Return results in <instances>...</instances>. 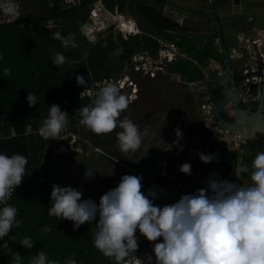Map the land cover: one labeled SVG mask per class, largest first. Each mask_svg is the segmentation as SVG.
Returning <instances> with one entry per match:
<instances>
[{
  "label": "trees",
  "instance_id": "trees-1",
  "mask_svg": "<svg viewBox=\"0 0 264 264\" xmlns=\"http://www.w3.org/2000/svg\"><path fill=\"white\" fill-rule=\"evenodd\" d=\"M95 1L78 0L77 3H67L65 0H42L46 6L41 13L21 11L19 19L0 24V154H20L28 161L21 184L14 188L7 201L18 209L16 219L22 221V224L19 228L13 226L8 236L0 240V244L8 242L7 248L0 246V264H12L15 252L23 257L22 264H29L31 257L40 250L46 252L50 259L59 260L61 264L73 255L77 264H115L113 259L105 257L93 244L95 221L90 224L85 222L74 230L72 221L49 214L50 193L54 184V149L50 146L61 139L45 140L36 133L41 121L48 116V106L56 104L60 107L62 104L68 112V124L66 131L61 133L62 138L69 133L78 134L79 108L91 104L95 95L87 94V91L94 89L96 93L99 90L96 83L100 82L102 85L105 79L119 76L127 67L131 74H135L132 57L145 51L157 57L161 48L158 38L174 42L179 52L185 54L182 59L178 58L166 66L169 74L179 75L185 82L204 80V66L211 59L222 62L225 66V55L216 43L218 35L214 28L213 33L198 36L203 40L206 38L205 43L193 40L189 33L191 27L180 24L166 14L165 4L168 0H156L155 3L148 0H102L106 10L111 12L132 9V13L138 17L140 32L125 36L121 32L114 34L111 31L91 42L81 27L87 23ZM228 2L229 0H216V8H224ZM50 20L53 24L49 26ZM208 20L212 21L211 16ZM125 27L132 31L133 24L127 22ZM56 31L64 36L75 34L78 47L65 50L60 41L52 38ZM229 36L231 39L228 42L232 43V35ZM228 42L224 33L227 48L230 45ZM49 48L62 53L66 62L58 67L53 64L49 58L53 53ZM5 67L10 69L11 75H4ZM77 75L83 76L87 81L85 86L77 84ZM29 91L38 98L37 104L31 107L26 100ZM210 91V100L215 102L221 98L220 88ZM29 123L33 133L26 135L25 126ZM176 126L172 124L169 129L168 142L173 143ZM66 139H70V136ZM262 139L264 138L249 146L248 150L251 152L248 155L243 152L221 155L219 164L225 170H231L230 167L235 166L231 171H235L239 165L246 166L247 170L239 175L250 181L251 163L258 153L264 152ZM47 149L51 152L48 155ZM112 152L121 159L129 155L120 149H113ZM140 154L142 155L140 149L135 151L131 155L136 157L131 156V160L140 162L143 160ZM136 165L141 169L139 163ZM138 173L134 170L129 175L142 177ZM152 175L155 182L142 178L143 193L149 189L159 192L169 185L176 187L181 178L178 175L171 181L156 170ZM165 201V204H171L177 199L172 200L169 196ZM135 235L139 244L137 254L149 248L151 242L138 229ZM24 237H30L34 241L31 249H26L19 243Z\"/></svg>",
  "mask_w": 264,
  "mask_h": 264
},
{
  "label": "clouds",
  "instance_id": "clouds-1",
  "mask_svg": "<svg viewBox=\"0 0 264 264\" xmlns=\"http://www.w3.org/2000/svg\"><path fill=\"white\" fill-rule=\"evenodd\" d=\"M0 12L12 20L21 17L13 0H0ZM52 38L60 41L65 50L78 47L73 33L64 36L56 31ZM49 51L53 53L49 58L57 67L66 62L62 53L52 48ZM3 73L11 75L6 67ZM75 79L78 85L87 83L83 76L77 75ZM97 87L99 90L92 103L79 108L80 123L97 135L112 133L119 127L122 129L117 133L120 151H137L141 144L137 125L128 117L119 119L129 106L128 98L115 83L98 84ZM26 100L31 107L37 104L38 98L29 91ZM48 107V116L41 121L36 133L45 140L64 139L61 133L66 131L68 112L56 104ZM174 131L182 138L178 127ZM32 133L29 123L25 126V134ZM177 147L183 150L185 146L177 141ZM198 157L204 163L217 158L215 154L204 153H198ZM27 163L23 155L0 154V240L8 236L13 226L19 228L22 224L16 219L18 209L7 201L14 188L21 184ZM179 170L190 175L191 165L183 163ZM95 171L88 166L84 178L91 179ZM250 179L252 183L244 186L221 180L213 174V178L206 181L208 189L200 188L193 194L181 195L175 203L163 207L153 204L156 191L149 189L147 195L141 191L142 177L137 175H123L115 188L100 196L98 203L82 199V192L76 188L53 184L48 211L58 219L72 221L74 230L85 222L95 221L93 244L115 264H130L132 258L137 264H264V152L258 153L252 161ZM137 229L150 242L162 238V242L153 244L154 256L146 255L142 260L135 254L139 247ZM19 243L26 249L34 246L30 237H24ZM0 246L7 248L8 242ZM146 249L141 252L147 254ZM22 260L23 257L15 252L12 264H22ZM29 264L61 262L50 259L40 250L31 257ZM63 264H77V261L73 255Z\"/></svg>",
  "mask_w": 264,
  "mask_h": 264
},
{
  "label": "rangeland",
  "instance_id": "rangeland-1",
  "mask_svg": "<svg viewBox=\"0 0 264 264\" xmlns=\"http://www.w3.org/2000/svg\"><path fill=\"white\" fill-rule=\"evenodd\" d=\"M41 1L42 0H13V2L18 5L20 11L29 14L41 13L43 11L46 5ZM148 1L154 3L157 2L156 0ZM165 6L166 11L168 9H177L184 17L183 24L191 27L194 33L198 36L213 33V23L208 20V17L211 16L209 11V0H168ZM93 8L95 9L92 10L90 15L91 17L89 16L90 18L88 19V22L81 27L82 32L91 42L97 41L99 38L98 33L106 35L107 33L114 31V34H117L118 32L126 35L129 34L131 30L125 27L127 22L130 25L133 24V31L138 30V17L134 15L135 13H132V9L128 8V11H118L115 15H111L110 12L106 10L102 0H96L93 4ZM218 12L221 17L222 25L225 29L224 32L227 42L231 39L229 35H232V47L236 48L238 44H241L239 30L244 27L247 16L254 13L264 14V0H229L228 5L224 8H219ZM3 15V12H0V17ZM52 22V20L48 21V25H52ZM189 33L191 32L189 31ZM144 60L146 59L144 58ZM144 60L139 59V62H144ZM217 69L220 70L219 64H215L213 62L210 63L205 68V79L185 84V89L184 87L180 88L183 86L181 83V77L179 75L169 74L166 70L159 71L157 76L152 78L148 76L144 70L137 71L134 69L135 74H131L127 67L119 76H114L112 80H109V82L117 84L119 79L130 77L133 78L138 85L136 99L129 101L127 110L121 113L119 119L128 117L134 123L138 121L135 123L136 125H138L139 121L144 124L142 125V132L143 135L148 136L149 139H146L143 143H141V147H143L142 149L146 152L143 155H152L153 148L159 145L161 140H163L161 137H167L169 134L170 124L178 125L182 128L181 122L182 120L186 121L185 118H187V122L193 120V123L198 125H202L204 122L205 128L202 132L208 136L211 132H215V128H213L212 131L208 129L209 127L206 123L209 122L208 120H211L209 118L211 115H209V112H207L208 114L206 113V109L202 107V103L207 100L205 96V83L210 82V80L213 79L212 73H218L216 71ZM98 84L101 85L99 82L96 83V86ZM103 84H105V82H103L102 85ZM185 90L193 94L197 103H188V101L184 99ZM87 94L93 95L95 94V90H88ZM165 99L173 100V102L171 103L169 101L166 103ZM170 106L172 107L170 108ZM60 109L62 111H66L64 105L62 104L60 105ZM80 119L77 123L79 133H69L63 136L64 139L59 141L58 145L55 146L53 151L54 153L52 152V157L54 159V184L62 187L70 186L76 188L82 192V199H91L92 201L98 203L100 196H102L109 189L115 188L123 175H129L131 172H134V170L135 172L141 171L140 175L142 178L144 177L146 180H152L155 182L153 176H148L149 173L146 169H149L151 166L148 165L147 162L145 166L139 163L141 169H139L138 165L133 164L135 169L131 168L130 170L129 162H131V156H123V159H121L112 152L113 149H120L117 133L122 131V129L118 127L112 133L97 135L82 125L80 123ZM237 122L240 123L242 121L238 120ZM241 125L243 126H238L237 129H234L238 132L242 131L244 124ZM193 131L196 132V129H193ZM237 131L235 133H237ZM69 136L70 139H66ZM183 137L187 139L184 134L182 135V138ZM177 141L179 145L185 146V144H181V140L174 135L173 143H177ZM170 143L167 144L169 145L168 149L171 147ZM230 145L231 144L227 145L226 149H228V151L225 149L224 153H222L223 155L231 154L232 151H230V148H232L233 152L240 150L238 144L235 148ZM169 150L171 151V149ZM172 151L173 154L179 155L178 158H180V161L182 159L181 165L186 162L185 160H187L188 154L191 152L185 147L179 152H177L176 149H172ZM182 151L185 152L182 153ZM242 152L249 153L251 151L244 149ZM49 153L51 152L47 149L46 154L48 155ZM128 153L130 154V151ZM191 154L193 156V153ZM166 156L164 159H166ZM196 159H198V157L195 159L193 158L192 162L195 161L198 163ZM125 161L127 163H123ZM161 162H163L162 172L165 174L164 172L166 170L164 169V160ZM88 166L96 170L91 179H85L83 176V173ZM179 168L180 164L177 165V170L178 172H181L179 171ZM230 168L233 170L235 166H231ZM213 169L211 178H213V174H215L221 180H227L244 186L252 183L251 180H245L239 175L245 169L243 165H239L236 167L235 171H231L225 170L217 162L216 165L213 163ZM150 171L153 172L154 170ZM164 177L171 180L170 177L173 178L174 176H169L166 172ZM142 181L143 179L141 182ZM186 184H189V181L182 178V182L179 183L178 186L173 187L172 185H169L168 187L163 188L164 190L156 192L157 198L155 199L156 203H154V205L163 207L166 202V198L169 196L172 200H178L181 195L186 194L188 191L185 187ZM171 187L173 188L171 189ZM155 242H162V238H157V241ZM155 242H151L150 246L153 247ZM136 255L145 259L147 254L141 252ZM130 264H133V262L130 261Z\"/></svg>",
  "mask_w": 264,
  "mask_h": 264
},
{
  "label": "flooded vegetation",
  "instance_id": "flooded-vegetation-1",
  "mask_svg": "<svg viewBox=\"0 0 264 264\" xmlns=\"http://www.w3.org/2000/svg\"><path fill=\"white\" fill-rule=\"evenodd\" d=\"M224 29V27H223ZM225 31V29H224ZM192 36H193V40L195 41H198L200 43H205L206 41V38L201 39V38H198V35L194 33L193 30H190ZM225 33V32H224ZM201 37V36H200ZM218 39V38H217ZM232 39H233V36H232ZM202 40V41H201ZM216 43L218 44L219 46V40H216ZM230 46L228 47L229 51H230V54H231V60H232V75H231V79H230V87L232 88H236L239 90V96H240V107L243 108V109H250V110H253L255 111L258 107V103H259V100L261 98V94L263 92V85L259 86V85H256L255 88H253V86L251 85L250 88H248L245 84H244V80L247 76V74H244L243 73V67L240 68V63L241 61H239L238 59H236L235 57L232 56L233 54V42L232 43H229ZM179 50V49H178ZM220 51H221V48H220ZM183 57H185V54L183 53H180L179 52V59H182ZM217 63L220 65V70H218V72H222L225 70V66L222 62H219V61H216L214 59H211L210 62L208 63V65L210 63ZM204 66V71H205V68L208 66ZM206 74V72H205ZM212 76H213V79L210 80V82H206L205 85H206V90H205V96H206V102L202 103V107L203 106H206L208 105L209 109L211 106L215 105L217 101L221 100L224 95H223V82L222 81H219L217 78H216V74L215 72L212 73ZM199 81H202V80H199ZM182 83V87L180 88H183L185 89V84H190L191 82H185V81H181ZM188 87V86H187ZM217 89V88H220L221 90V98L217 101H212L210 100L211 98V89ZM185 97L184 99H186V101H188V103H192V104H195L197 103L196 102V99L195 97L193 96L192 93L188 92L187 90H185V93H184ZM173 102V100H167L165 99V102L168 103V102ZM185 103V102H184ZM200 104V103H199ZM174 105V103H173ZM172 106H170L171 108ZM235 104L234 103H228L227 105H225L222 110H221V115L220 117L218 118L216 115H211L209 113V115H211L209 118L211 120H208L209 122L206 123L207 126L209 127L208 129L209 130H213V128H215V132H211L210 135L208 137H206L207 139H209V137L212 139L209 141V145L207 146V148H205L203 153L205 154H215L216 155V159L212 162H209V163H206L207 165L205 166H202V167H191V174H183L184 178H188V176H190L189 178V184H186V190H188L186 192V194H193L195 193L198 189L200 188H208V185L206 183V181H208L210 178H211V173L213 172V163L216 165L217 162L219 163V157L220 155H223L222 153H224V150L226 149V143L227 141H222L221 138L223 137H226L228 135L227 131L223 130L221 128V125H220V119L221 118H225L226 120L228 121H234V118H232V114L235 112ZM207 113V111H206ZM204 113V114H206ZM264 113V111H263ZM208 114V113H207ZM184 119V118H183ZM186 121L182 120V128L181 126L179 127V129L181 128L182 131L184 133L186 132H190L192 129H196L197 131H203L204 130V122L202 125H198V124H194L193 123V120H190L187 122V118H185ZM203 120V119H202ZM249 122L246 121V123H240V124H244V126H248ZM187 126V127H185ZM243 126V125H242ZM191 127V128H190ZM212 128V129H211ZM218 128H220V130H218ZM249 133H251L249 131ZM229 134H233V133H229ZM261 138H264V134L262 133H258L256 134L254 137L252 138H249V140H246V141H242L240 144H239V147L241 146H244V149H249V146L250 145H255L256 141L258 140H261ZM248 141V142H247ZM59 143V142H58ZM262 143L264 144V139H262ZM186 147V145H185ZM207 149V150H206ZM182 153H184L182 151ZM177 160H178V157H177ZM189 160H187L185 163H188ZM179 164V162H177V165ZM181 165V164H180ZM201 166V165H200ZM180 171V170H179ZM183 172H178V175L181 176V178L179 179V182H178V185L179 183L182 182V174ZM177 185V186H178ZM181 185V184H180ZM185 185V184H184Z\"/></svg>",
  "mask_w": 264,
  "mask_h": 264
},
{
  "label": "built area",
  "instance_id": "built-area-1",
  "mask_svg": "<svg viewBox=\"0 0 264 264\" xmlns=\"http://www.w3.org/2000/svg\"><path fill=\"white\" fill-rule=\"evenodd\" d=\"M65 2L77 3L78 0H65ZM109 12L111 15H115L118 10L115 12ZM165 12L169 17L180 24L184 22V17L177 9H168L167 11L165 10ZM11 20V17L4 14L0 17V24ZM138 27L139 26L137 25L138 30H132L130 33L140 32V28ZM239 31L241 44H238L236 48H233L232 56L241 61L240 68L243 67V73L247 74L244 84L248 88H250L251 85L264 86V14H249L244 27ZM124 35L126 36V34ZM158 41L161 44L158 56L153 57L147 51L135 54L132 57L133 69L137 71L144 70L148 76L154 78L157 76L159 71L166 70V66L169 62H173L179 58V50L174 42L167 41L162 38H158ZM144 58L146 59L144 62H139V59L142 60ZM104 82H109V80L105 79ZM116 85L120 88V90H124L129 86L133 88L132 92L129 94V101H132L137 97L138 85L133 78L125 77L124 79H119ZM203 108L209 112L208 105L207 107L203 106ZM218 130H220V128H218ZM50 148L55 149V145H51ZM145 251L147 255L152 254L154 256L152 246Z\"/></svg>",
  "mask_w": 264,
  "mask_h": 264
},
{
  "label": "water",
  "instance_id": "water-1",
  "mask_svg": "<svg viewBox=\"0 0 264 264\" xmlns=\"http://www.w3.org/2000/svg\"><path fill=\"white\" fill-rule=\"evenodd\" d=\"M209 11L212 18V23L215 31L218 35L219 40V47L221 48V51L225 55V70L222 72L215 73L216 78L219 81L223 82V95L224 97L217 101L215 105L211 106L209 109V113L211 115H216L218 118L221 115L222 108L227 105L228 103H234L235 104V112L232 114V118H234V121H228L225 118L220 119V125L221 128L225 131H227L228 135L226 137L221 138L222 141H227L228 143H234V144H240L242 141L249 140V138L254 137L258 133L264 134V89L261 94V98L258 103V107L255 111L250 109H243L240 107V96H239V90L236 88L230 87V79L232 75V60H231V54L229 49L225 46L224 43V29L222 22L219 17V12L216 8V0H209ZM256 85H253V88H255ZM264 88V87H263ZM133 88L130 86L124 90H121L123 94L126 95V97L129 99V94L132 92ZM70 108H73L72 106H69ZM238 120H241L242 122L248 121V126H244L242 128V131L238 132L237 129L238 126H242ZM235 128V129H234ZM234 129V130H233ZM182 132V129L180 130ZM233 131V132H232ZM237 131V133H235ZM249 131L251 133H249ZM233 133V134H229ZM179 140H181L179 138ZM248 142V141H247ZM174 149L176 151H181L177 147V143H174ZM165 170L169 174V176H176L178 174L177 170V156L175 154H168L165 159ZM148 192H144L145 195H147Z\"/></svg>",
  "mask_w": 264,
  "mask_h": 264
},
{
  "label": "crops",
  "instance_id": "crops-1",
  "mask_svg": "<svg viewBox=\"0 0 264 264\" xmlns=\"http://www.w3.org/2000/svg\"><path fill=\"white\" fill-rule=\"evenodd\" d=\"M136 122H138V121H136ZM135 122V123H136ZM142 125H144L143 123H140V121H139V123H138V125H137V127H138V130H139V132H140V134H141V143H143L146 139H149V137L148 136H144L143 135V132H142ZM181 125H183L182 124V122H181ZM147 126V125H146ZM172 127V124H170V128ZM179 128L180 126H176L175 127V129L176 128ZM185 127H187V126H185ZM169 128V129H170ZM191 128V127H190ZM204 131V130H203ZM205 131H206V129H205ZM185 135L186 137H187V139H185V137H183V138H180L181 139V144H185L186 145V147L185 148H188V150L189 151H191V152H189V154H188V158H187V160H189L188 161V163L191 165V167H196V168H198V167H202V166H205V165H207L206 163H204V162H202L200 159H199V157H198V153H203L204 151H202V150H204L205 148H207V146L209 145V141L210 140H212L210 137H209V139H207L206 137H208V135H206L205 133H203V132H201V131H197L196 130V132H194L193 131V129L190 131V132H186V133H182V135ZM169 135V134H168ZM168 135H167V137H161L163 140H161V142H160V144L159 145H157L156 147H154L153 148V150H152V155H143V154H145L146 152H144V150L142 149L143 147H141L142 145L140 144V147H139V149L141 150V153H142V155L140 154L139 156H143L142 157V159L143 160H141L140 162H137V160H131V162H129V167H130V169L132 168V167H134L133 166V164H137V163H141L142 165H144L145 166V164H146V162H147V164L148 165H150L151 167L149 168V169H146V171L149 173L148 174V176H153L152 174L154 173V171L156 170V171H158L163 177H164V175L166 174V171L164 172L165 174H163V172H162V169H163V162H161V161H163L164 160V163H165V156L166 155H168V154H173L172 152V149H174V143H170V142H168ZM168 143H170L171 145V147H169V149H171V151L168 149V146L169 145H167ZM229 143L227 142L226 143V146L228 145ZM231 147L233 146L234 148H235V146L236 145H233V144H231L230 145ZM163 148V149H162ZM240 148V150H238L237 152H242L243 150H244V148H242L241 146L239 147ZM138 149V150H139ZM169 150V151H168ZM207 150V149H206ZM227 151H228V149H226ZM236 150V149H235ZM230 151H232L231 153H234L233 152V150H232V148H230ZM179 152V151H178ZM183 152H185V151H183ZM187 152V151H186ZM135 154V152H131L130 151V156H132L131 154ZM191 153H193V156H192V154ZM230 153V152H229ZM205 154V153H204ZM243 154H245V155H248L249 153H244L243 152ZM176 155V154H175ZM244 155V156H245ZM177 157L179 156V155H176ZM132 157H136V156H132ZM198 157V159H196L197 161H198V163H196L195 161L194 162H192V160H193V158L195 159V158H197ZM179 160H178V162H179V164H181V161H182V159H181V161H180V158H178ZM187 160H185V161H187ZM159 163V164H158ZM160 165H162V166H160ZM201 165V166H200ZM220 166H222L221 164H219ZM159 169V170H158ZM164 169H165V167H164ZM150 170H154L153 172L152 171H150ZM152 172V173H151ZM226 172V171H225ZM151 173V174H150ZM139 175L141 174V171H139V173H138ZM183 174L184 173H182L181 175H182V177L184 178V176H183ZM178 176V175H177ZM177 176H174L173 178L172 177H170V179H171V181L175 178V177H177ZM189 178H190V176H188V178H186V180L188 181L189 180Z\"/></svg>",
  "mask_w": 264,
  "mask_h": 264
},
{
  "label": "bare ground",
  "instance_id": "bare-ground-1",
  "mask_svg": "<svg viewBox=\"0 0 264 264\" xmlns=\"http://www.w3.org/2000/svg\"><path fill=\"white\" fill-rule=\"evenodd\" d=\"M138 256H139V255H138ZM138 258H140V259L144 260L142 257H138ZM131 262H133V264H137V262H136V259H135V258H132V259H131Z\"/></svg>",
  "mask_w": 264,
  "mask_h": 264
}]
</instances>
